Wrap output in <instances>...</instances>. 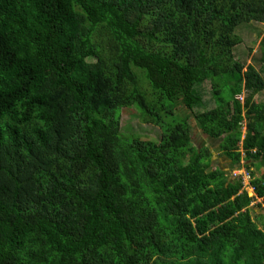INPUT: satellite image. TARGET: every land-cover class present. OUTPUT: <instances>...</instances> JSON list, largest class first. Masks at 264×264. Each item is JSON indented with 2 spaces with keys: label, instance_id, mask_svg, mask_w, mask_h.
Masks as SVG:
<instances>
[{
  "label": "trees",
  "instance_id": "obj_1",
  "mask_svg": "<svg viewBox=\"0 0 264 264\" xmlns=\"http://www.w3.org/2000/svg\"><path fill=\"white\" fill-rule=\"evenodd\" d=\"M253 21L264 0H0V264H264V172L254 197L228 175L264 168V75L235 57ZM206 82L229 172L193 142Z\"/></svg>",
  "mask_w": 264,
  "mask_h": 264
},
{
  "label": "rangeland",
  "instance_id": "obj_2",
  "mask_svg": "<svg viewBox=\"0 0 264 264\" xmlns=\"http://www.w3.org/2000/svg\"><path fill=\"white\" fill-rule=\"evenodd\" d=\"M236 33L242 38V42L235 48V57L237 60L243 62L246 66L249 64L255 65L258 70L264 75V50H261V42L264 37V22H250L246 24L240 25L236 29ZM231 79L222 78L220 80V84L228 83L233 84ZM237 89L240 90L239 86ZM197 94L202 98V105L196 106L194 109V113L190 110H187L185 107H181L180 111L184 112L183 109L192 113V117L190 119V123L192 126V136L194 145L198 147L209 148L212 153V169H216L218 167L225 169L226 171H230L228 165H230V161L222 155V152L219 149V141L211 139L207 135H205L202 130L198 127L197 121L195 118V114H199L204 110H207L211 107L212 104V94L213 91L211 89V84L206 82L196 89ZM242 91V90H240ZM228 92V91H227ZM245 91L243 90V94L240 95V99L244 97ZM226 97H229L227 94ZM256 100L264 102V90L260 96L256 97ZM122 131L126 133V137H132L134 134H137L144 139H151L155 142L160 141L161 139V130L159 127L144 124L141 122L138 113L135 110H125L122 114ZM242 131L243 134L246 132L245 122L242 123ZM250 168H243L240 173L243 176L245 184L249 182L248 174H252L253 177H260L264 172V168L260 165V163L255 162L250 164ZM230 174L231 179H235ZM249 187V186H247ZM262 199H255L251 205V214L252 219L256 221L260 228H264V204H262ZM260 216L261 218H257Z\"/></svg>",
  "mask_w": 264,
  "mask_h": 264
},
{
  "label": "clouds",
  "instance_id": "obj_3",
  "mask_svg": "<svg viewBox=\"0 0 264 264\" xmlns=\"http://www.w3.org/2000/svg\"><path fill=\"white\" fill-rule=\"evenodd\" d=\"M243 99V98H242ZM243 169V168H242ZM242 169L240 170H237V171H241ZM245 169V168H244ZM234 175V173H232ZM242 174H240L241 176ZM242 180H243V186H244V190L247 191L250 195V197H254L256 195V190H255V187L252 185V181L254 178L256 177H253L252 174H251V177H250V181L248 184H244V179H243V176H241ZM249 186V187H247ZM257 199H260V198H257ZM262 199V198H261ZM263 200V199H262Z\"/></svg>",
  "mask_w": 264,
  "mask_h": 264
},
{
  "label": "built area",
  "instance_id": "obj_4",
  "mask_svg": "<svg viewBox=\"0 0 264 264\" xmlns=\"http://www.w3.org/2000/svg\"><path fill=\"white\" fill-rule=\"evenodd\" d=\"M241 173H240V171H235L234 172V175L235 176H238V175H240ZM249 176H248V178H249V180L248 181H250V177H251V174H249V173H247ZM249 182H247V184H248ZM244 184H245V181H244ZM246 185V184H245Z\"/></svg>",
  "mask_w": 264,
  "mask_h": 264
}]
</instances>
